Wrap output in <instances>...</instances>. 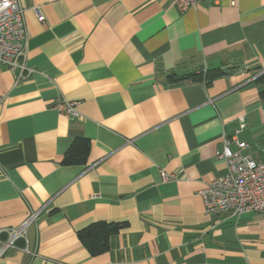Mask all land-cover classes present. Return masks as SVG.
<instances>
[{
  "label": "crops",
  "instance_id": "crops-1",
  "mask_svg": "<svg viewBox=\"0 0 264 264\" xmlns=\"http://www.w3.org/2000/svg\"><path fill=\"white\" fill-rule=\"evenodd\" d=\"M18 2L31 72L0 64V264H264V217L198 195L226 170L223 133L264 163V0ZM77 138L86 163L62 164ZM95 222L125 226L90 254L76 233Z\"/></svg>",
  "mask_w": 264,
  "mask_h": 264
},
{
  "label": "built area",
  "instance_id": "built-area-1",
  "mask_svg": "<svg viewBox=\"0 0 264 264\" xmlns=\"http://www.w3.org/2000/svg\"><path fill=\"white\" fill-rule=\"evenodd\" d=\"M170 1L184 12L197 7L203 0ZM23 11L18 0H0V64L17 72L16 81L31 72L24 59L27 38ZM79 104V101L56 100L54 106L60 114L78 118ZM237 133L221 135L222 146L216 156L224 161L226 170L201 188L198 195L209 215L227 213L239 217L254 212L264 217V163L245 154L248 145L237 137ZM160 174L162 181L173 178L164 171ZM38 214L39 211H32L17 226L3 229L6 237L1 242L2 251L26 237L27 228L36 221Z\"/></svg>",
  "mask_w": 264,
  "mask_h": 264
},
{
  "label": "trees",
  "instance_id": "trees-1",
  "mask_svg": "<svg viewBox=\"0 0 264 264\" xmlns=\"http://www.w3.org/2000/svg\"><path fill=\"white\" fill-rule=\"evenodd\" d=\"M215 76L214 74L210 75L204 73L203 76H199V79L208 82ZM257 81L264 85V72L258 77ZM259 95L264 103V87L260 89ZM88 152V141L85 138H77V140L69 146L61 162L65 165L84 164L86 163ZM124 226V222H95L79 229L76 234L81 243L88 248L90 254H97L108 249L111 235L117 233Z\"/></svg>",
  "mask_w": 264,
  "mask_h": 264
}]
</instances>
